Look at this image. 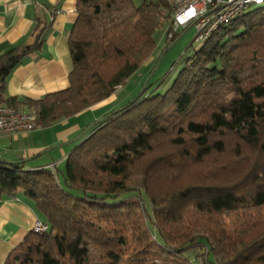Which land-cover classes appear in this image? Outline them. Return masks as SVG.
Wrapping results in <instances>:
<instances>
[{"label": "trees", "instance_id": "obj_1", "mask_svg": "<svg viewBox=\"0 0 264 264\" xmlns=\"http://www.w3.org/2000/svg\"><path fill=\"white\" fill-rule=\"evenodd\" d=\"M176 1L78 0L69 87L39 101L8 96L10 74L41 51L38 36L0 56V106L34 114L37 130L108 100L172 32ZM199 46L166 88L149 83L88 129L64 186L58 167L0 159V201L23 195L48 227L6 264H264V9Z\"/></svg>", "mask_w": 264, "mask_h": 264}, {"label": "crops", "instance_id": "obj_2", "mask_svg": "<svg viewBox=\"0 0 264 264\" xmlns=\"http://www.w3.org/2000/svg\"><path fill=\"white\" fill-rule=\"evenodd\" d=\"M77 1L0 0V56L15 47L33 46L38 36L43 41L41 51L25 59L8 77L9 97L39 101L69 87V76L73 69L69 39L77 21ZM170 82L171 79L169 84ZM116 93L69 120L59 122L49 129H37L41 131L39 135L47 133L51 139L46 143L40 141L38 145H32L17 159H11L10 155V161H6L13 163L35 159L31 162L40 161V164L32 166L29 162L27 169L49 167L54 162H41L45 155L38 156L51 149V152L58 150L62 161L66 162L68 156L84 140L88 129L111 113H104L103 110L117 101ZM21 110L27 112L25 109ZM22 135L27 137L28 133L4 137L0 142L9 140L13 145V139L19 143V136ZM10 149L9 147L8 150ZM43 221L33 202L23 195L5 196L0 201V264H6L10 255L33 232L37 223Z\"/></svg>", "mask_w": 264, "mask_h": 264}, {"label": "rangeland", "instance_id": "obj_3", "mask_svg": "<svg viewBox=\"0 0 264 264\" xmlns=\"http://www.w3.org/2000/svg\"><path fill=\"white\" fill-rule=\"evenodd\" d=\"M136 1L137 3H139V0ZM165 30L166 28H164L162 31L163 37H160L156 54L145 64V66L135 76H133V78H131V80L127 83L125 87L120 88L118 90V92L116 93L117 101L114 104L105 108L103 110L105 111L104 113H112V111H118L124 106H126L128 103L138 99L145 90V86L150 79L151 80L149 83L153 85L154 88L155 86L157 87L160 83H164V86L161 87V89L166 88L169 85V80L171 79V81H173L178 75L179 70L184 64L183 57L186 55V53L192 50H190L191 45H193V48L195 50L200 47L195 40L197 36V31L194 28H191L179 42H177L169 50L165 51L166 45L171 43L168 40ZM156 93H161V91H155L154 95ZM111 113H109L107 116H109ZM34 132L28 133L27 137H24L23 135L19 136V143H16V139H13V145H11L9 140L0 142V159L4 161H6L7 159L9 160L10 155H12L11 159H17L23 155V151L30 149L32 145H38L40 141L42 143H46L51 139L50 136L46 135L47 133H44V135H39V132L41 131H37V133ZM9 147L11 148L10 150H8ZM7 153H9V156H7ZM4 154L5 156H2ZM45 161L46 163L54 162L52 165H57L58 170L60 172V183L62 186H64L62 174L65 172V162L62 161L60 152L57 150L45 155L43 161L41 162ZM36 163L40 164V161L31 162L30 164L33 166V164ZM148 210L151 212L149 206ZM201 253L202 252H200L199 249H195L190 253L186 254L185 258H193L197 254L200 255Z\"/></svg>", "mask_w": 264, "mask_h": 264}, {"label": "built area", "instance_id": "obj_4", "mask_svg": "<svg viewBox=\"0 0 264 264\" xmlns=\"http://www.w3.org/2000/svg\"><path fill=\"white\" fill-rule=\"evenodd\" d=\"M172 32L174 34L189 26L197 31L196 42L200 45L208 41L221 27L242 18L247 13L264 9V0H177L174 4ZM36 116L22 110L0 106V139L27 134L35 130ZM54 174L57 165L48 167ZM48 227L37 223L33 232L43 234Z\"/></svg>", "mask_w": 264, "mask_h": 264}, {"label": "water", "instance_id": "obj_5", "mask_svg": "<svg viewBox=\"0 0 264 264\" xmlns=\"http://www.w3.org/2000/svg\"><path fill=\"white\" fill-rule=\"evenodd\" d=\"M161 61V60H160ZM151 80V79H150ZM150 80L147 82V84H146V86H145V89H146V87L148 86V83L150 82ZM143 93H144V91H143ZM104 121V119L103 120H101V121H99L98 123H102ZM96 125V124H95ZM95 125H93L92 127H94ZM81 139V138H80ZM52 150L50 149V150H47V151H45V152H43L40 156H38V158L39 157H41V156H43V155H46L47 153H50ZM33 160H35V159H30V160H27V161H24V162H22V161H20V162H13V163H10V164H12V165H20V164H23V163H29V162H31V161H33Z\"/></svg>", "mask_w": 264, "mask_h": 264}]
</instances>
